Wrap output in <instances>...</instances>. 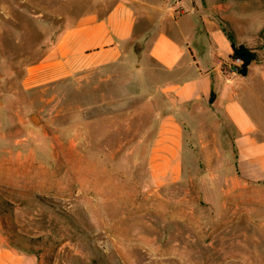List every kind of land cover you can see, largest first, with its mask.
I'll return each mask as SVG.
<instances>
[{
  "label": "rangeland",
  "instance_id": "rangeland-1",
  "mask_svg": "<svg viewBox=\"0 0 264 264\" xmlns=\"http://www.w3.org/2000/svg\"><path fill=\"white\" fill-rule=\"evenodd\" d=\"M152 1L159 15L195 5L256 53L251 65H264V0ZM110 3L0 0L1 225L39 264H205L198 226L190 225L200 169L159 188L148 178L146 144L165 72L142 58L144 43L112 64L25 82L63 28ZM173 212H186V221Z\"/></svg>",
  "mask_w": 264,
  "mask_h": 264
},
{
  "label": "crops",
  "instance_id": "crops-1",
  "mask_svg": "<svg viewBox=\"0 0 264 264\" xmlns=\"http://www.w3.org/2000/svg\"><path fill=\"white\" fill-rule=\"evenodd\" d=\"M100 8L63 28L28 67L25 82L118 62L142 41V58L165 72L156 87L163 105L145 151L150 184L171 185L200 169L201 203L190 225L199 229L201 259L263 264L264 65L251 62L245 76L231 72L228 37L193 4L162 15L152 0H111ZM172 218L186 221V212ZM0 264H39L34 253L11 244L1 220Z\"/></svg>",
  "mask_w": 264,
  "mask_h": 264
},
{
  "label": "trees",
  "instance_id": "trees-1",
  "mask_svg": "<svg viewBox=\"0 0 264 264\" xmlns=\"http://www.w3.org/2000/svg\"><path fill=\"white\" fill-rule=\"evenodd\" d=\"M226 36L229 38L230 42H231V46H232V58H236L238 57L240 60V63L238 65H236V73L240 74L242 76H245L247 74L248 71V66L249 64L256 60L257 55L254 51L244 47L242 44H236V42L234 41V38L232 36V34L228 31H226L225 29H222ZM213 95V93H212Z\"/></svg>",
  "mask_w": 264,
  "mask_h": 264
},
{
  "label": "built area",
  "instance_id": "built-area-1",
  "mask_svg": "<svg viewBox=\"0 0 264 264\" xmlns=\"http://www.w3.org/2000/svg\"><path fill=\"white\" fill-rule=\"evenodd\" d=\"M234 62H229L228 64V67H229V70L233 73H236V65H238L240 63V60L238 57L236 58H233Z\"/></svg>",
  "mask_w": 264,
  "mask_h": 264
},
{
  "label": "bare ground",
  "instance_id": "bare-ground-1",
  "mask_svg": "<svg viewBox=\"0 0 264 264\" xmlns=\"http://www.w3.org/2000/svg\"><path fill=\"white\" fill-rule=\"evenodd\" d=\"M21 140H22V139H21ZM19 143H20V142H19ZM15 146H16V145H15ZM18 167H19V166L14 167V166L11 165L10 169L12 168L11 170H14V169L17 170ZM10 169H9V170H10ZM26 171H27V169H26V168H23L22 171H20V172L23 173V174H26Z\"/></svg>",
  "mask_w": 264,
  "mask_h": 264
},
{
  "label": "water",
  "instance_id": "water-1",
  "mask_svg": "<svg viewBox=\"0 0 264 264\" xmlns=\"http://www.w3.org/2000/svg\"><path fill=\"white\" fill-rule=\"evenodd\" d=\"M32 120H33L34 122H36V119H35L34 117H32Z\"/></svg>",
  "mask_w": 264,
  "mask_h": 264
}]
</instances>
